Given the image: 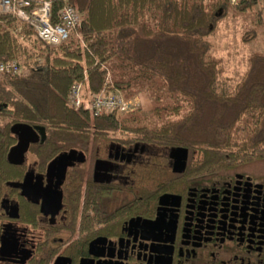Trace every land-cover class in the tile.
<instances>
[{
    "label": "trees",
    "instance_id": "obj_1",
    "mask_svg": "<svg viewBox=\"0 0 264 264\" xmlns=\"http://www.w3.org/2000/svg\"><path fill=\"white\" fill-rule=\"evenodd\" d=\"M50 2L55 23L62 3ZM67 2L81 22L56 46L0 13V60L13 59L21 67L19 75L0 74V171L7 168L6 155L16 142L10 132L15 123L43 128V141L28 148L37 166L69 149L93 154L118 136L186 148L189 162L198 154L192 168L207 172L264 164V53L251 54L246 71L231 85L207 40L227 13L226 0ZM257 5L260 18L264 2H243L234 9ZM109 62L168 95L171 107H154L146 117L139 109L98 116L74 111L67 95L75 84L87 95L129 87L130 81H110ZM148 119L156 121L149 124ZM71 174L68 197L86 203L83 171ZM66 202L69 206L70 199Z\"/></svg>",
    "mask_w": 264,
    "mask_h": 264
},
{
    "label": "flooded vegetation",
    "instance_id": "obj_2",
    "mask_svg": "<svg viewBox=\"0 0 264 264\" xmlns=\"http://www.w3.org/2000/svg\"><path fill=\"white\" fill-rule=\"evenodd\" d=\"M118 137L93 154L76 150L84 161L62 181L47 177V165L66 151L42 166L28 151L18 164L6 155L0 264H264V164L207 172L187 151L177 171L179 146ZM71 171H83L86 203L67 195ZM27 173L41 184L25 195ZM54 191L60 202L46 203Z\"/></svg>",
    "mask_w": 264,
    "mask_h": 264
},
{
    "label": "rangeland",
    "instance_id": "obj_3",
    "mask_svg": "<svg viewBox=\"0 0 264 264\" xmlns=\"http://www.w3.org/2000/svg\"><path fill=\"white\" fill-rule=\"evenodd\" d=\"M260 7L238 11L229 6L226 15L215 25L213 32L207 36L212 45V53L222 59L224 66L223 78H227L234 85L247 69V59L253 53H264V14L257 18ZM246 34V35H245ZM253 35V36H251ZM110 81H130L128 88L116 90L124 100L136 103L140 114L146 117L154 107H171L165 93L150 89L139 80H132V71L109 62L107 64ZM156 98H159L158 101ZM168 100V101H167ZM135 111V110H134ZM160 121L166 119L164 110H161ZM183 112L180 111V115ZM148 118V117H147ZM149 124L156 120H147ZM30 165L33 157L26 155Z\"/></svg>",
    "mask_w": 264,
    "mask_h": 264
},
{
    "label": "built area",
    "instance_id": "obj_4",
    "mask_svg": "<svg viewBox=\"0 0 264 264\" xmlns=\"http://www.w3.org/2000/svg\"><path fill=\"white\" fill-rule=\"evenodd\" d=\"M62 3L53 23L50 0H0V13L12 16L20 24L31 28L36 38L49 46H56L67 40L81 22L80 14L68 4ZM264 0H226L228 6L235 7L240 3ZM21 67L13 59L0 60V74L19 75ZM67 103L74 111H83L98 116L102 113H126L136 110V103L123 99L116 91L85 94L79 84L73 85L67 95Z\"/></svg>",
    "mask_w": 264,
    "mask_h": 264
},
{
    "label": "water",
    "instance_id": "obj_5",
    "mask_svg": "<svg viewBox=\"0 0 264 264\" xmlns=\"http://www.w3.org/2000/svg\"><path fill=\"white\" fill-rule=\"evenodd\" d=\"M10 132L12 135L15 136L16 142L15 144L9 149L7 153V160L10 163L18 164L20 163L21 159L23 158L24 154L28 151L30 144H35L39 139L43 141L45 135L44 130L41 127H31L24 123H15L10 127ZM171 157L174 159V169L180 171L182 167H184L185 160L187 157V150L182 147L173 148L171 151ZM84 161V157L82 153L77 152L75 149H70L64 153L59 154L53 160H51L47 165V177L49 176H56L58 180L63 179L66 167L72 166L73 162L81 163ZM32 181V173H27L25 175L24 184L21 185L23 194H29L32 191L37 190V187L40 186V178L35 177V182L31 183ZM26 186V187H25ZM48 188V186L46 187ZM47 191V189H46ZM53 196V197H52ZM54 199V200H53ZM46 203L54 201L55 204L60 202V195L55 191L52 193L51 196L46 197Z\"/></svg>",
    "mask_w": 264,
    "mask_h": 264
}]
</instances>
